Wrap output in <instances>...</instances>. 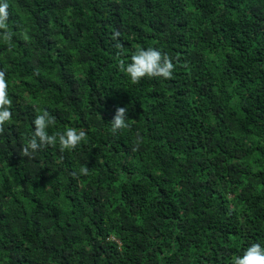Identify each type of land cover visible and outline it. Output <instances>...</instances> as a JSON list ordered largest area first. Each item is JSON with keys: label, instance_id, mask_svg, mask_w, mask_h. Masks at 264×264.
<instances>
[{"label": "trees", "instance_id": "trees-1", "mask_svg": "<svg viewBox=\"0 0 264 264\" xmlns=\"http://www.w3.org/2000/svg\"><path fill=\"white\" fill-rule=\"evenodd\" d=\"M7 3L0 264H231L264 247V0ZM138 46L172 78L131 83L117 57ZM117 107L130 127L113 134ZM38 110L86 140L23 157Z\"/></svg>", "mask_w": 264, "mask_h": 264}, {"label": "clouds", "instance_id": "clouds-1", "mask_svg": "<svg viewBox=\"0 0 264 264\" xmlns=\"http://www.w3.org/2000/svg\"><path fill=\"white\" fill-rule=\"evenodd\" d=\"M8 8L7 0H0V41L11 48L13 32L8 25ZM119 36L120 33L114 31L112 39L117 40ZM115 46L117 48L121 47L119 42ZM117 66L118 70L125 73L133 84L139 83L145 77L171 79L175 69V65L166 53H162L159 49L153 47L144 49L139 46L129 57V62L126 63L125 60L117 57ZM8 87L5 71L0 70V133H3L5 124L12 119V100L8 94ZM127 114V107L116 108L115 114L109 122L113 134L130 127L127 122ZM55 123L56 118L47 110L39 111V114L32 120V135L28 137L27 143L22 147L20 154L23 157H32L36 151L48 146H58L61 152L70 151L76 149L86 140V131L75 127H66L63 131L49 134L48 128L54 126ZM141 141L142 137L137 134V147ZM79 174L87 176L89 174L87 166H81ZM231 264H264V247L258 242L251 243L244 249L242 255L232 257Z\"/></svg>", "mask_w": 264, "mask_h": 264}]
</instances>
